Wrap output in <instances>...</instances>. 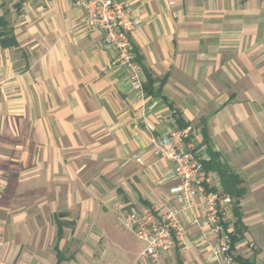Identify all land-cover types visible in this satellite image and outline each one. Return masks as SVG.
I'll use <instances>...</instances> for the list:
<instances>
[{
    "label": "crops",
    "instance_id": "1",
    "mask_svg": "<svg viewBox=\"0 0 264 264\" xmlns=\"http://www.w3.org/2000/svg\"><path fill=\"white\" fill-rule=\"evenodd\" d=\"M127 1L141 20L132 41L144 101L71 0H14L18 13L5 17L16 44L0 43V264L21 254L23 264H96L99 249L107 264H151L137 263L145 246L117 215L120 205H178L171 164L152 145L174 111L242 179L234 255L264 264V0ZM202 233L217 244L190 226L160 264H214Z\"/></svg>",
    "mask_w": 264,
    "mask_h": 264
},
{
    "label": "built area",
    "instance_id": "2",
    "mask_svg": "<svg viewBox=\"0 0 264 264\" xmlns=\"http://www.w3.org/2000/svg\"><path fill=\"white\" fill-rule=\"evenodd\" d=\"M83 14L78 25L89 31L99 30L106 50L115 52V63L129 72V82L144 101V74L132 41L141 20L127 0H71ZM179 114L174 111L166 120V130L152 137L154 153L171 164L168 179L177 181L170 189L178 205L156 203L142 208L120 205L117 224L131 232L144 244L143 256L151 264H160L163 256L183 247L190 226H206L216 236V245L202 233L197 241L211 248L215 264H236L231 247L229 219L234 213L236 199L226 193L221 178L206 168L210 161L207 147L197 139L192 125L178 126ZM141 163L140 157L136 158ZM187 218H190L188 223Z\"/></svg>",
    "mask_w": 264,
    "mask_h": 264
},
{
    "label": "trees",
    "instance_id": "3",
    "mask_svg": "<svg viewBox=\"0 0 264 264\" xmlns=\"http://www.w3.org/2000/svg\"><path fill=\"white\" fill-rule=\"evenodd\" d=\"M6 16H0V43L3 46L16 44L15 40L10 37V32L7 30ZM205 142L207 143V151L210 155V161L206 163V168L209 170L216 171L221 178V185L223 190L230 194L236 199V206L234 208L235 216L237 217L235 231L230 234L231 247L230 253L236 264H253L249 260L244 259L240 256L234 255V249L236 241L239 236L243 233L244 226L241 221V215L238 212L239 199L244 195L245 189L242 187L243 181L240 176L235 172L231 165L222 159L221 153L213 149L210 139L205 135ZM61 235V230L59 228V239ZM59 262L63 260L62 254L58 251ZM61 257V258H60Z\"/></svg>",
    "mask_w": 264,
    "mask_h": 264
},
{
    "label": "rangeland",
    "instance_id": "4",
    "mask_svg": "<svg viewBox=\"0 0 264 264\" xmlns=\"http://www.w3.org/2000/svg\"><path fill=\"white\" fill-rule=\"evenodd\" d=\"M13 1L14 0H0V14H3L6 17H9L10 18L13 15H15L16 13H18L19 9L15 10V5H14ZM11 9H12V11H11ZM223 159L226 160V161H228V156H226V157L223 156ZM5 219H7V218H5ZM40 219H42V218L40 217ZM43 225L44 226L46 225L45 224V221H44ZM44 230H45V227H44ZM44 230H43L42 233L39 234V235H41V239L40 240H42L43 242L45 241V238H46V233H44ZM124 232L126 234L130 235V236H133L128 231H124ZM95 234L97 235V238H95V240L100 241V242H103L104 241L105 237L103 236V234L99 230H96L95 231ZM0 237L3 238V239H5V237L8 238V234H6V233H0ZM133 238L135 239V241H137V239L134 236H133ZM70 239L75 241V238L74 237H71L70 236L69 237V240ZM69 247L72 250L71 245ZM178 248H182V247H178ZM40 251L42 252V250H35V251H33V253L36 252L37 255H39ZM96 254H97V263L96 264H107L108 263L107 257H104V254L105 253L103 252L102 249L96 250ZM9 256H13V255L12 254H9ZM33 256H34L33 260L32 261L29 260L27 264H39L38 263L39 256L37 258L35 257V255H33ZM23 257H24L23 254H21V255L17 256V258L14 261H11L9 264H23L22 261L25 260V259H22ZM141 257H143V254H142V256H139V258L137 259V263L140 262ZM28 258H32V257H28ZM164 264H172V262L171 261H167ZM261 264H263V263H261Z\"/></svg>",
    "mask_w": 264,
    "mask_h": 264
}]
</instances>
